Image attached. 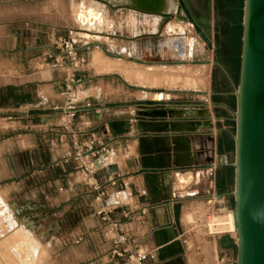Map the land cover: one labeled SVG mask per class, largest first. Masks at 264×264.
<instances>
[{
	"label": "crops",
	"instance_id": "crops-1",
	"mask_svg": "<svg viewBox=\"0 0 264 264\" xmlns=\"http://www.w3.org/2000/svg\"><path fill=\"white\" fill-rule=\"evenodd\" d=\"M73 1L78 3L81 0ZM93 1L89 0L88 2L93 3ZM187 2L193 11V16L201 18V1L187 0ZM226 6L234 15L237 13V8L232 9L228 4ZM89 10L100 13L101 31L105 27H110L105 16L114 23L116 22L113 18L114 15L118 19L123 15L126 26L132 34H134V30L138 32L143 29L154 31L156 23L160 19L154 15H147L145 19H142L140 15L136 14L137 12L131 9L123 8L117 4L110 7L102 2H99V5L95 7L90 5ZM131 16H134L135 27L131 25ZM183 17H185L184 14ZM75 24L77 23L75 22ZM140 24L144 27L141 28ZM176 24L183 27L182 32L186 30L185 24L189 26L184 49L185 57L180 58L193 59L198 53L205 51L200 46L198 36L192 34L194 28L188 20L176 21ZM223 24L231 26L225 27L226 25L222 26ZM209 27H211V46L214 39L224 36L228 50L233 53L239 51L241 54L242 21L238 24L234 18L230 17L219 20L211 14ZM172 28L177 33L181 32L178 28ZM58 34L59 31H56L52 35V44L40 50L34 49L33 52L41 53V56L38 57L40 67L29 74V77L33 79L19 87L10 89V91L8 89L7 92L9 95H14L18 102L15 111L24 112L22 120L27 126V131L35 132V136H38L39 132L41 134L44 132V135L42 134L44 137L52 139L51 143L56 152L52 157L50 167L54 168L55 182L59 184L63 179L66 180V190L70 199L76 201L78 198L84 197L89 203L88 211L91 214L81 223L80 237L67 245L70 248L68 256L72 257V263L110 264L115 235L109 224L103 221V216L99 215L100 211H105L113 220L124 224L130 245L135 244L140 252L155 257L154 259L149 257L144 264H206L204 254L195 251V244L185 240L184 221L189 224L187 218L192 215L191 213L185 214V211L189 209L190 202L195 200L206 201L210 209L216 211H231L232 198L228 195L230 193L229 183L226 186L223 183V172L226 169L219 162L224 155L222 152L223 124L232 117V110L235 107V99L231 94L234 92V85L238 84L239 59L237 58L236 64L225 67L209 57L205 61V66L202 67L204 70L207 67L210 68V84L206 88V92H194V95L184 99L182 90L154 94L148 88L152 85L151 83L130 84L119 73L105 71V67L110 62L120 60V65H122L124 60L120 58L121 55H127L129 60L134 59L133 56L137 57L138 52L135 49L121 48L117 56H108L102 48L98 46L92 48L93 43L81 42L79 46L89 58V67L80 73H73L69 68L55 62V58L60 56V47H56L60 40ZM88 34L94 35L91 32ZM95 35H100V33ZM192 40L195 41V44L193 56L190 57V42ZM200 40L203 41L205 47V40L202 38ZM95 52L99 53V57L104 62L102 67L94 64ZM133 65L141 67L137 63H133ZM155 68L159 67L155 66ZM167 68L162 67V69ZM77 80H81L82 84L78 85ZM67 82H74L73 93L67 91ZM162 82L165 84L167 81L162 80ZM125 85H137L136 88L139 90L135 97H131V94L124 90L128 89ZM34 88L37 89L33 97L29 95V90ZM155 98L162 102H152ZM68 102H73L78 106L89 103L93 109L81 112L67 126L59 124L55 116L50 113L44 112L37 117L31 116L34 115L33 106L51 108L57 105L63 107ZM7 104L9 109L14 107L9 100L6 101ZM196 104L206 105L214 129L205 126L192 127L190 122L197 121L198 117L152 120L139 116L142 113L140 107L143 105L149 109L167 106L177 109L184 107L192 109ZM217 118L218 120H216ZM166 123H170L168 131L161 128V125H166ZM48 126L57 128L49 129ZM186 129L194 130V132H182ZM91 135H95L108 148L107 155L105 154L98 161L99 171L94 176V180L106 188L103 209L96 201L99 193L94 191L91 183L82 178L78 172L77 164L74 161L67 163L66 159L69 154L74 152L75 141H82ZM175 141L176 144H174ZM213 163H217V167L211 171ZM110 166H117L119 172L114 175L110 174L108 171ZM169 172L172 174V178L166 177L165 180H159L157 187L151 186L146 180V175L149 173L166 174ZM111 178L117 180L116 187L109 185ZM145 209L148 213L143 216L142 210ZM71 210L72 213L78 212L76 206L71 207ZM178 222L179 224H177ZM164 228H173L178 235L175 241L170 242V251L164 250L158 235V232ZM57 229L56 231L59 233L62 225L57 226ZM213 241L210 244L215 247V253L211 264H215V257L220 264H231L234 247L227 250L219 247L217 238H214Z\"/></svg>",
	"mask_w": 264,
	"mask_h": 264
},
{
	"label": "rangeland",
	"instance_id": "rangeland-1",
	"mask_svg": "<svg viewBox=\"0 0 264 264\" xmlns=\"http://www.w3.org/2000/svg\"><path fill=\"white\" fill-rule=\"evenodd\" d=\"M88 1L81 0L76 3L72 0H0V264H73L72 257L68 256L70 248L67 245L78 240L81 235V223L91 214L86 198L80 197L76 201L70 199L66 180L63 179L59 184L55 182L54 168L50 167L56 152L51 143L52 139L44 137V132L43 135L39 132L38 136H35V132L27 131V126L22 120L24 112L15 111L18 102L14 95L7 92L8 89L10 91L33 79L29 74L40 67L38 57L41 56V53L33 52L34 49L40 50L52 44L51 37L56 31H59L60 39L72 38L79 45L81 42L93 43L92 48L98 46L108 56H117L121 48L133 50L136 47L138 56H133L136 62L134 59L129 60L124 54L120 56L124 60L123 67H117L120 60L113 61L105 67V71L124 75L130 84L151 83L148 88L154 94L182 90L184 99L194 95V92H206L210 84V68L204 70L202 67L209 57L225 67H230L236 64L237 58L241 56L239 51L233 53L228 50L224 36L214 39L208 50L195 30H192V34L198 36L200 46L205 51L198 53L193 59H182L174 50L161 48V44L174 39L165 33V27L170 22L176 23L173 19L160 18L154 31L134 30L135 35L126 26L123 15L119 19L113 16L117 26L116 22L113 23L105 16L110 27H105L102 31L89 28L80 17L89 10L90 5L98 6L99 2ZM200 1L202 5L207 2ZM212 1L214 18L222 20L224 17H230L238 24L242 21L244 0ZM227 4L232 9H238L235 15L227 8ZM130 19L131 25L135 27L134 16ZM184 26L185 31H188L189 26ZM230 26L228 24L225 27ZM140 27L144 26L140 24ZM89 32L94 35L100 33L99 36L107 37L110 41L103 39L94 42L79 35ZM60 45L58 40L56 47ZM93 61L101 67L104 65L98 52L94 53ZM88 67L89 65L85 70ZM162 80L167 82L164 84ZM238 80L239 78L237 82ZM125 86L128 89L124 90L131 94V97H135L139 90L137 85ZM36 89H30L29 95L34 97ZM69 93H73L72 90ZM8 100L14 106L12 109L6 105ZM232 104L234 105L233 102ZM33 107L32 117L40 116L44 112L50 113L59 124L69 125L62 112L54 111L57 105L51 108ZM223 125L222 152L226 163L229 164L234 158V124L228 121ZM225 169L223 183L224 186L229 183L231 192L234 170L230 167ZM78 172L83 179L88 180L82 169H78ZM104 201L102 198L98 202L102 209ZM73 206L78 208V212L72 213ZM233 208V199L230 202L231 211H216L210 209L206 201L195 200L190 202L189 209L185 211V214H192L187 218L189 224L184 221L185 240L195 244V251L204 254L206 264H211L214 260L215 247H212L210 242L217 238L218 245L222 248L220 239L231 236L209 230V224L215 218L233 213ZM57 221L62 225L59 233L56 231L60 229H57ZM25 226H29V230H26ZM236 254L234 247L231 264H236ZM215 260V264H220L217 257Z\"/></svg>",
	"mask_w": 264,
	"mask_h": 264
},
{
	"label": "water",
	"instance_id": "water-1",
	"mask_svg": "<svg viewBox=\"0 0 264 264\" xmlns=\"http://www.w3.org/2000/svg\"><path fill=\"white\" fill-rule=\"evenodd\" d=\"M94 1L102 2L110 7L117 4L131 9L142 19H145L147 15H154L181 22L188 20L196 33L205 40L209 50L210 17L206 15L199 19L194 17L187 0ZM212 11L213 1L209 0L208 14H212ZM242 11L239 80L231 94L235 99V107L232 110V118L228 119L234 124L232 133L234 158L229 164L226 163L225 158L222 159L224 167L234 170L233 189L228 195L234 201L232 211L235 217L237 239L224 236L220 241L224 249L236 248V264H264V0H244ZM152 102L161 103L162 101L155 98ZM140 108L142 113L139 116L143 118L172 120L174 117L188 119L198 117L197 121L190 122L192 127L215 128L209 116L210 112L204 106L200 109L187 107L177 109L172 106L149 109L143 105ZM168 124L170 123L161 125V128L168 131ZM182 132H194V130L186 129ZM108 171L114 175L119 172V168L110 166ZM166 177L172 178V174L170 172L149 173L146 175V180L151 186L157 187L158 181L165 180ZM60 225L61 223L57 222V226L60 227ZM158 235L165 251H170V242L178 238L173 228H164L158 232Z\"/></svg>",
	"mask_w": 264,
	"mask_h": 264
},
{
	"label": "built area",
	"instance_id": "built-area-1",
	"mask_svg": "<svg viewBox=\"0 0 264 264\" xmlns=\"http://www.w3.org/2000/svg\"><path fill=\"white\" fill-rule=\"evenodd\" d=\"M60 57L55 58V62L58 65L68 66L73 73H80L85 70L89 65V58L83 49L79 46V43L72 39H60ZM78 85L82 84L81 80H77ZM74 87V82H67L66 89L71 91ZM203 104H196L192 109H200ZM211 107V106H210ZM93 106L89 103L83 106H78L73 102H68L63 107H55L54 111H60L67 118L68 124L72 123L76 117L83 111H91ZM74 152L67 156V163L74 161L79 169L83 170V173L88 178V183H91L94 191L99 193L96 201L97 203L106 196V188L100 186L94 176L98 173V161L108 152L107 146L100 142L95 135H91L82 141H75ZM224 158V157H223ZM223 158L220 159L219 164H223ZM226 159V158H225ZM227 162V160H226ZM217 167V163L212 165L211 171ZM109 185L112 187L117 186V180L110 179ZM148 211L142 210V215L145 216ZM99 215L103 216V221L108 223L114 233L113 245L114 248L110 255V264H144L145 261L152 255H147L140 252L137 245H130L129 237L125 226L118 220H113L110 215L105 211H100Z\"/></svg>",
	"mask_w": 264,
	"mask_h": 264
},
{
	"label": "bare ground",
	"instance_id": "bare-ground-1",
	"mask_svg": "<svg viewBox=\"0 0 264 264\" xmlns=\"http://www.w3.org/2000/svg\"><path fill=\"white\" fill-rule=\"evenodd\" d=\"M80 18H81V20L83 22L88 24L89 28L101 31V23H100V19L101 18H100V13L98 11L88 10V11H86L85 14H82V16ZM177 22H181V21H177ZM172 27L178 28L179 31H181V32L177 33L176 30H174ZM182 30H183V27H181L180 25L176 24L175 22L171 26V22H170L165 27V33L167 35L171 36V37H174V39L168 40L164 44H161V48L166 47V48L172 49L180 57L184 58L185 57L184 49H185V46H186L187 31L182 32ZM79 35H81L86 40L94 41V42H99V41H101L103 39H105L108 42L110 41L109 38L102 37V36H99V35L96 36V35H91V34H88V33H81ZM194 44H195V41L192 40L190 42V47H191V50H190V53H189L190 57L193 56ZM117 61H119V60H117ZM118 66L119 65H117V67ZM120 66L123 67V65H120ZM147 67H151V66H147ZM120 75L123 76V79H125V81H127L129 83V80L126 79L124 75H122V74H120ZM160 98H161V96H160ZM28 227L29 226H25V229L29 230ZM209 230L215 231V232H218V233H221V234H229V235L231 234V236L234 239H237V230H236V226H235L234 213H228L227 215H225L223 217L215 218L214 221L209 224Z\"/></svg>",
	"mask_w": 264,
	"mask_h": 264
},
{
	"label": "flooded vegetation",
	"instance_id": "flooded-vegetation-1",
	"mask_svg": "<svg viewBox=\"0 0 264 264\" xmlns=\"http://www.w3.org/2000/svg\"><path fill=\"white\" fill-rule=\"evenodd\" d=\"M206 1L207 2L202 5V17L205 16V15L209 16V17L211 16V14H208V3H209V0H206Z\"/></svg>",
	"mask_w": 264,
	"mask_h": 264
},
{
	"label": "trees",
	"instance_id": "trees-1",
	"mask_svg": "<svg viewBox=\"0 0 264 264\" xmlns=\"http://www.w3.org/2000/svg\"><path fill=\"white\" fill-rule=\"evenodd\" d=\"M239 64H240V58H239ZM232 104V103H231ZM233 105V104H232Z\"/></svg>",
	"mask_w": 264,
	"mask_h": 264
}]
</instances>
